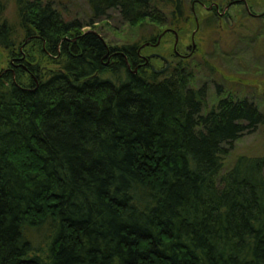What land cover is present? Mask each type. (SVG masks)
I'll list each match as a JSON object with an SVG mask.
<instances>
[{"label": "trees", "instance_id": "trees-1", "mask_svg": "<svg viewBox=\"0 0 264 264\" xmlns=\"http://www.w3.org/2000/svg\"><path fill=\"white\" fill-rule=\"evenodd\" d=\"M86 2L81 22L0 0V264H264V155L222 171L264 105L219 86L211 103L191 60L153 73L146 42L82 30L116 12L179 36L183 0Z\"/></svg>", "mask_w": 264, "mask_h": 264}, {"label": "rangeland", "instance_id": "rangeland-1", "mask_svg": "<svg viewBox=\"0 0 264 264\" xmlns=\"http://www.w3.org/2000/svg\"><path fill=\"white\" fill-rule=\"evenodd\" d=\"M45 1H50L57 7L65 20L78 19L81 22L89 20V6L86 0ZM183 1V9L188 21L171 28L179 31V27H183V31H179L177 43L181 49L191 44V35L195 32V42L199 43L196 52L190 58L192 70L195 73L194 84L198 87L205 86L207 99L211 103L216 98V87L219 86L220 96L228 91L238 97H245L262 108L264 105L262 95L264 89V15L259 19L251 16L248 18L243 6H231L228 14L235 20V25L232 26L231 20L229 24L219 21L213 17L212 12L205 8L213 3L224 6L228 0H205L201 5L197 1ZM247 1L251 12L264 14V0ZM13 14V0H6L4 16L13 20ZM211 20L214 24L208 23ZM88 28L98 32L111 45H121L147 42L151 35L157 36L160 32L170 29V26L132 28L123 22L116 12H110L108 18L101 19ZM83 29L85 30V26ZM174 41V35L167 34L157 46L144 49L142 53L168 54L172 51ZM5 60V56L0 52V68L5 67ZM152 64L156 68L162 65L160 61L153 60V58ZM52 66V64L48 65L50 68ZM240 155L251 157L264 155V125L243 133L233 142L232 148L222 160V171L230 168Z\"/></svg>", "mask_w": 264, "mask_h": 264}, {"label": "flooded vegetation", "instance_id": "flooded-vegetation-1", "mask_svg": "<svg viewBox=\"0 0 264 264\" xmlns=\"http://www.w3.org/2000/svg\"><path fill=\"white\" fill-rule=\"evenodd\" d=\"M198 3H200V1L199 0H196ZM246 1V3H247V0H245ZM228 3H230V5L228 6V8H226L225 9V6L228 4ZM214 5L215 4H217V3H213ZM211 6V8L210 9H208V8H206V6H205V8L207 9V10H209L210 12H212V15H213V17H215V19H217V20H219V21H224V23H226V24H229L228 22L231 20V25L232 26H234L235 25V20L228 14V10H229V8L231 7V6H234V5H241V6H243V8H245L246 9V7H245V4H244V1L243 0H228V2L224 5V6H221V5H219V4H217L218 5V10L215 8V6ZM214 7V11H213V8ZM249 7V6H248ZM246 12L248 13V15L249 16H251V17H253V18H260L262 15H264V14H257V13H253V12H251L250 11V9H249V11H247V9H246ZM194 17H195V15H194ZM231 25H230V27H231ZM89 26H92V25H89ZM88 25L87 26H85V30L84 31H92V32H96V31H94L93 29H91V28H88L89 27ZM168 30H170L169 32L170 33H172L173 35H174V37H175V34H177V32H175L174 30H171V29H168ZM161 34V33H160ZM159 34V35H160ZM164 34V33H163ZM163 34H161V37H160V41H161V38H162V35ZM177 36H178V34H177ZM191 41V44H192V42H194V44H195V47L194 48H192V46H191V44H187L186 46H185V50L182 52V51H180V50H178L177 49V44H176V47L174 48V44H173V48H172V52H171V54H170V56H166V55H162V54H160V53H157V54H159V55H161V56H163V57H165L166 58V61H164L162 58H160L159 56H154V57H151V58H149V59H145V57H147L149 54H151V53H149V54H143V53H141L140 51H141V48H140V50L138 51L137 50V53L140 55V59H141V62H140V64L139 65H141V66H143V67H148L149 69H151L150 71H152L153 73H165L170 67H172L174 64H176L177 63V60L175 61V59H179V60H190V58L193 56V54L196 52V50H197V44L199 43V42H195V32H193L192 33V35H191V39H190ZM193 40V41H192ZM160 41H159V43H160ZM146 43H149L148 44V46H151V47H155V46H157L158 44H155V43H152V42H146ZM177 43H178V41H177ZM116 53V52H115ZM115 53H113L112 55H110V57L109 58H111L112 56H114L115 55ZM152 53H155V52H152ZM152 58H156V59H159L160 60V62H161V66L160 67H154V69L151 67V66H153V64L150 62V59H152ZM15 59H17L16 57H13V58H11V60H15ZM166 63H168V66H167V68L165 69V70H163V71H161V72H156V70H158V69H160V68H162V67H164L165 65H166ZM137 69V68H136ZM135 73V72H134Z\"/></svg>", "mask_w": 264, "mask_h": 264}, {"label": "water", "instance_id": "water-1", "mask_svg": "<svg viewBox=\"0 0 264 264\" xmlns=\"http://www.w3.org/2000/svg\"><path fill=\"white\" fill-rule=\"evenodd\" d=\"M243 1H244V4H245V7H246L247 11H249L248 4L246 3L245 0H243ZM229 5H230V3H228V4L225 6V9L228 8ZM211 6H213V4L207 6L206 8L210 9ZM214 6H215V8L218 10V5L215 4ZM197 26H198V23H197ZM167 30H168V29L164 30L161 34L165 33ZM161 34L158 36V38H157L155 44H158V43H159V41H160V37H161ZM177 41H178V36H177V34H175L174 48L176 47ZM192 41H193V40H192ZM148 44H149V43H144V44L141 45V47H143L144 45H148ZM191 46H192V48L195 47L194 42H192ZM139 50H140V49H138V51H139ZM154 56H159V57L162 58L164 61H166V58H165V57H163V56H161V55H159V54H157V53H151V54H149L147 57H145V59L147 60V59H149V58H151V57H154ZM167 66H168V63H166V65H165L164 67H162V68L156 70V72H161V71L165 70V69L167 68ZM151 67L154 69V66H151ZM136 71H137V69H134V72H136Z\"/></svg>", "mask_w": 264, "mask_h": 264}]
</instances>
